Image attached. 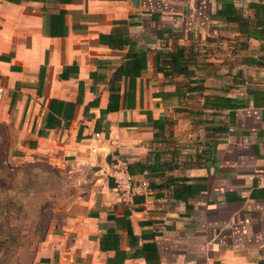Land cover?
<instances>
[{
    "label": "crops",
    "instance_id": "crops-1",
    "mask_svg": "<svg viewBox=\"0 0 264 264\" xmlns=\"http://www.w3.org/2000/svg\"><path fill=\"white\" fill-rule=\"evenodd\" d=\"M0 58L14 159L71 179L40 264L264 260V0H0Z\"/></svg>",
    "mask_w": 264,
    "mask_h": 264
},
{
    "label": "rangeland",
    "instance_id": "rangeland-1",
    "mask_svg": "<svg viewBox=\"0 0 264 264\" xmlns=\"http://www.w3.org/2000/svg\"><path fill=\"white\" fill-rule=\"evenodd\" d=\"M11 132L0 125V264H40L38 256L71 201L65 169L15 160Z\"/></svg>",
    "mask_w": 264,
    "mask_h": 264
},
{
    "label": "built area",
    "instance_id": "built-area-1",
    "mask_svg": "<svg viewBox=\"0 0 264 264\" xmlns=\"http://www.w3.org/2000/svg\"><path fill=\"white\" fill-rule=\"evenodd\" d=\"M3 95V89L0 88V99ZM111 178L114 182V191L116 195L127 200L135 195H142L148 188L146 181H135L129 171V163L119 156H116L111 164Z\"/></svg>",
    "mask_w": 264,
    "mask_h": 264
},
{
    "label": "trees",
    "instance_id": "trees-1",
    "mask_svg": "<svg viewBox=\"0 0 264 264\" xmlns=\"http://www.w3.org/2000/svg\"><path fill=\"white\" fill-rule=\"evenodd\" d=\"M173 56L175 57L173 60V62H174L173 66L175 68V67H177L176 65L179 64V61L177 60V58H178L177 54L173 55ZM179 71L182 73H186L183 69L179 70ZM207 102H210V103L207 104ZM231 106H232L231 99L226 98V97H216L214 99H210V100L206 101L204 104V107H206V108H211V109H219L220 108L221 110H223L225 108L226 109L231 108Z\"/></svg>",
    "mask_w": 264,
    "mask_h": 264
},
{
    "label": "water",
    "instance_id": "water-1",
    "mask_svg": "<svg viewBox=\"0 0 264 264\" xmlns=\"http://www.w3.org/2000/svg\"><path fill=\"white\" fill-rule=\"evenodd\" d=\"M134 4L138 3V0H131ZM258 264H264V260H261Z\"/></svg>",
    "mask_w": 264,
    "mask_h": 264
}]
</instances>
